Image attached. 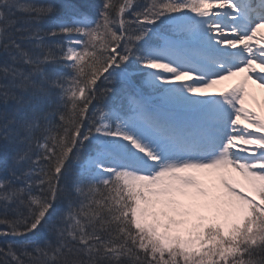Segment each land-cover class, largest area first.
<instances>
[{
	"label": "snow or ice",
	"instance_id": "obj_1",
	"mask_svg": "<svg viewBox=\"0 0 264 264\" xmlns=\"http://www.w3.org/2000/svg\"><path fill=\"white\" fill-rule=\"evenodd\" d=\"M262 29L264 0H0V264H264Z\"/></svg>",
	"mask_w": 264,
	"mask_h": 264
},
{
	"label": "bare ground",
	"instance_id": "obj_2",
	"mask_svg": "<svg viewBox=\"0 0 264 264\" xmlns=\"http://www.w3.org/2000/svg\"><path fill=\"white\" fill-rule=\"evenodd\" d=\"M261 33L264 34V29L261 30ZM260 39H264V35H260L258 40H260ZM256 46L258 47V45H256ZM240 79H241V76L233 77L229 81H225V82H222L221 84H218V85L214 86V88L210 89L209 91L212 92V93L219 92L221 90H224L226 88H229V87L235 85L236 83H238L240 81ZM248 87H249V89L251 91L264 94V90L260 89L256 84H253L251 81H248ZM259 103L264 105V101H262V100L259 101ZM246 106L251 107L253 109L257 108V105L255 103H253V102H251L249 105H246ZM220 191H222V190H220Z\"/></svg>",
	"mask_w": 264,
	"mask_h": 264
},
{
	"label": "trees",
	"instance_id": "obj_3",
	"mask_svg": "<svg viewBox=\"0 0 264 264\" xmlns=\"http://www.w3.org/2000/svg\"><path fill=\"white\" fill-rule=\"evenodd\" d=\"M94 0H89L90 3H92Z\"/></svg>",
	"mask_w": 264,
	"mask_h": 264
}]
</instances>
